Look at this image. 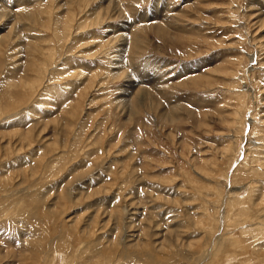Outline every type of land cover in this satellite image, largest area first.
<instances>
[{
  "label": "rangeland",
  "instance_id": "1",
  "mask_svg": "<svg viewBox=\"0 0 264 264\" xmlns=\"http://www.w3.org/2000/svg\"><path fill=\"white\" fill-rule=\"evenodd\" d=\"M0 264H264V0H0Z\"/></svg>",
  "mask_w": 264,
  "mask_h": 264
}]
</instances>
